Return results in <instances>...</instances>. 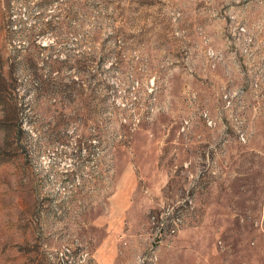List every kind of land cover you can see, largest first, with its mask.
Listing matches in <instances>:
<instances>
[{
    "label": "rangeland",
    "instance_id": "obj_1",
    "mask_svg": "<svg viewBox=\"0 0 264 264\" xmlns=\"http://www.w3.org/2000/svg\"><path fill=\"white\" fill-rule=\"evenodd\" d=\"M0 264H264V0H0Z\"/></svg>",
    "mask_w": 264,
    "mask_h": 264
},
{
    "label": "built area",
    "instance_id": "obj_2",
    "mask_svg": "<svg viewBox=\"0 0 264 264\" xmlns=\"http://www.w3.org/2000/svg\"><path fill=\"white\" fill-rule=\"evenodd\" d=\"M241 31H244V29H241ZM209 54H210L211 56L214 55L213 52H210ZM204 116H205V118H206L207 124H208L209 126H211V125H212V121L208 118V116H207L206 114H205Z\"/></svg>",
    "mask_w": 264,
    "mask_h": 264
}]
</instances>
